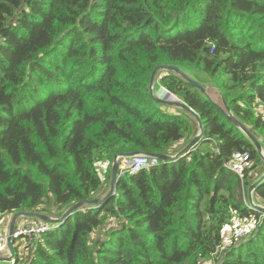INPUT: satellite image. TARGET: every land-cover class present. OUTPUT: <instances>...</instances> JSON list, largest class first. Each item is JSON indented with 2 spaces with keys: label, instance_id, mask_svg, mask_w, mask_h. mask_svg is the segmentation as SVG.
<instances>
[{
  "label": "trees",
  "instance_id": "1",
  "mask_svg": "<svg viewBox=\"0 0 264 264\" xmlns=\"http://www.w3.org/2000/svg\"><path fill=\"white\" fill-rule=\"evenodd\" d=\"M161 65L217 89L264 145V0H0V219L59 217L104 195L114 155L185 146L195 121L149 95ZM157 82L201 117L199 144L16 240L14 264H264L247 200L262 160L210 98L173 73ZM236 153L251 162L242 179L224 168ZM253 198L264 205V183Z\"/></svg>",
  "mask_w": 264,
  "mask_h": 264
},
{
  "label": "water",
  "instance_id": "2",
  "mask_svg": "<svg viewBox=\"0 0 264 264\" xmlns=\"http://www.w3.org/2000/svg\"><path fill=\"white\" fill-rule=\"evenodd\" d=\"M166 74V73H173L175 76L182 79L185 83L189 86L193 87L194 89L198 90L200 93L204 94L208 98V87L204 86L203 84L199 83L198 81L191 78L189 75L184 73L176 66L172 65H161L156 67L153 72L151 73L150 81H149V95L151 99L158 105L174 108L181 110L182 112L188 114L196 123L197 125V133L196 135L180 150H178L173 155H161V154H154V153H142V152H128V153H119L113 156L111 167H110V175H109V184L108 189L104 193V195L100 198L93 199V200H82L78 201L75 204L68 207L59 217H50L40 213L34 212H25L19 211L13 213L9 218L8 229L6 232V252L7 256H2L0 254V263L4 262L7 264H13L14 260V247L16 238L14 237L17 228L19 226L18 221L20 220H27L32 222H40L44 224H61L65 219L70 217L76 211L84 208V207H99L104 204L109 198L115 195L117 183H118V172H119V163L120 160L124 158H132L138 155H146L149 157H154L162 163L174 162L175 160L182 158L188 155L190 152L194 150L196 145L199 144L200 139L203 136V122L201 117L193 111L189 106L181 102L178 98L172 96L168 91L163 88H159L161 90L162 95L156 94V87H158V82L156 80L158 74ZM210 102L218 109V111L223 115V117L234 127L236 128L245 138L246 140L252 145L256 153L258 154L259 158L262 160L264 164V150L262 147L261 142L241 123L239 122L231 113L229 107L226 105L224 100H222L223 107L210 100ZM264 183V172L256 179L251 182L247 190V200L248 205L252 208L253 211L261 214L264 216V205H260L255 203L253 198L254 191Z\"/></svg>",
  "mask_w": 264,
  "mask_h": 264
},
{
  "label": "built area",
  "instance_id": "3",
  "mask_svg": "<svg viewBox=\"0 0 264 264\" xmlns=\"http://www.w3.org/2000/svg\"><path fill=\"white\" fill-rule=\"evenodd\" d=\"M160 163V160L146 155H138L132 158H124L120 160L118 176L120 178L127 173H135L144 169H149L151 167L158 166ZM224 168L242 179L245 170H249L251 168L249 155L247 153L233 154L231 156V159L224 165ZM2 219L3 218L0 219V223ZM49 230L50 228L47 224L40 222H34L32 224H22L17 228L14 237L16 238V240L26 237L31 242L34 241L39 234H42ZM244 234V231L240 228L235 229V231L233 232V235L236 238H241L242 236H244ZM227 239H230V237H228ZM5 243L6 232L0 234V254L4 251L6 252Z\"/></svg>",
  "mask_w": 264,
  "mask_h": 264
},
{
  "label": "rangeland",
  "instance_id": "4",
  "mask_svg": "<svg viewBox=\"0 0 264 264\" xmlns=\"http://www.w3.org/2000/svg\"><path fill=\"white\" fill-rule=\"evenodd\" d=\"M163 74H164V73H163ZM163 74H161V75L158 74L156 80L158 81L159 78H160ZM156 89H158V87H156ZM208 95H209L210 99L213 100V102H215L216 104H218V105H220L221 107H223L222 98H221V95H220L219 91H217V89L213 88L212 86H211V87H208ZM262 136H263V138H264V131H262ZM182 147H183V146H182ZM262 147H263V150H264V145H263ZM119 164H120V163H119ZM110 167H111V165H110ZM109 170H110V169H109ZM102 172H103V171H101V173H102ZM104 175H105V174H104ZM254 201H255V200H254ZM255 203H257V202H255ZM257 204H258V203H257ZM32 223H34V222H32V221H27V220H20V221H18V224H17V225L19 226L20 224H32ZM238 224H239V226H238ZM252 225H253V224H252L251 221H248V222H246V223H238V222H236V223H234L233 228H234V229L240 228V229H242V230L244 231V233H246V232L252 230V227H251ZM237 226H238V227H237ZM228 234H231V233H228Z\"/></svg>",
  "mask_w": 264,
  "mask_h": 264
},
{
  "label": "crops",
  "instance_id": "5",
  "mask_svg": "<svg viewBox=\"0 0 264 264\" xmlns=\"http://www.w3.org/2000/svg\"><path fill=\"white\" fill-rule=\"evenodd\" d=\"M156 94L157 95H162V92H161V90H159V88H158V90L156 91ZM9 218L10 217H4L3 219H2V221H1V223H0V234H3V233H5V232H7V229H8V223H9ZM1 255L2 256H7V252H2L1 253ZM0 264H7V263H4V262H1Z\"/></svg>",
  "mask_w": 264,
  "mask_h": 264
},
{
  "label": "bare ground",
  "instance_id": "6",
  "mask_svg": "<svg viewBox=\"0 0 264 264\" xmlns=\"http://www.w3.org/2000/svg\"><path fill=\"white\" fill-rule=\"evenodd\" d=\"M250 208V207H249ZM252 210V208H250Z\"/></svg>",
  "mask_w": 264,
  "mask_h": 264
}]
</instances>
